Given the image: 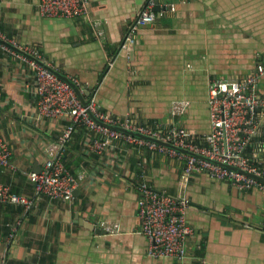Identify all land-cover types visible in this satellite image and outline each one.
<instances>
[{
    "label": "crops",
    "instance_id": "obj_1",
    "mask_svg": "<svg viewBox=\"0 0 264 264\" xmlns=\"http://www.w3.org/2000/svg\"><path fill=\"white\" fill-rule=\"evenodd\" d=\"M157 1L154 23L131 46H124L130 26L148 0H91L89 17L77 20L43 18L39 0H0V32L42 53L86 102L94 97L118 122L130 118L161 130L176 123L206 144L210 82L241 80L264 64V0ZM5 47L0 44V134L18 170H1L0 183L33 205L25 211L0 204V264H264V192H240L207 173L194 175L183 192L194 230L185 260L149 257L139 185L176 195L183 164L122 142L101 158L83 126H76L64 156L83 179L72 201L39 196L28 174L53 157L47 149L69 122L34 123L31 71ZM259 93L264 97V77ZM181 100L190 107L174 117ZM259 118L264 124V111Z\"/></svg>",
    "mask_w": 264,
    "mask_h": 264
},
{
    "label": "built area",
    "instance_id": "obj_2",
    "mask_svg": "<svg viewBox=\"0 0 264 264\" xmlns=\"http://www.w3.org/2000/svg\"><path fill=\"white\" fill-rule=\"evenodd\" d=\"M156 1L148 0L146 8L131 24L124 46L134 45L138 31L154 23ZM37 9L43 18L49 20L86 19L91 11V0H39ZM0 40L14 47L13 50L5 48L31 71L38 96V115L34 123L39 125L45 120L69 122L63 127L59 142L47 149L53 157L45 161L39 173L28 174L39 196L52 201L71 202L74 192L80 187L83 179L73 174L64 162L67 146L78 124L91 133V150L101 158L107 157L116 142H122L183 164L179 182L181 192L176 195L159 192L144 181L139 185L140 232L147 239V254L153 259L183 261L186 258L187 242L194 230L187 219L191 203L183 192L194 175L207 173L211 178L228 182L240 192H264V183L243 174L247 172L264 179V124L259 118L264 111V97L259 93L264 64L241 80L210 82L208 107L211 132L206 144H199L187 129L176 123L161 130L130 118L118 122L100 109L94 97L84 104L73 86L56 74L53 65L38 50L20 45L1 32ZM33 86L26 87H32L33 91ZM189 107L188 100L175 102L173 116H182ZM1 170L17 171L18 166L12 161L8 142L0 134ZM0 204L21 206L29 211L33 202L13 192L9 185L0 183ZM198 264L208 262L201 259Z\"/></svg>",
    "mask_w": 264,
    "mask_h": 264
},
{
    "label": "water",
    "instance_id": "obj_3",
    "mask_svg": "<svg viewBox=\"0 0 264 264\" xmlns=\"http://www.w3.org/2000/svg\"><path fill=\"white\" fill-rule=\"evenodd\" d=\"M159 3L158 1H156V7L154 8V11H159L160 8H159ZM0 44L4 45V46H7L8 48H11V49H15L14 47H12L11 45H9L7 42L5 41H2L0 40ZM56 74L61 78L63 79L64 81L68 82L69 84H71L73 86V88L75 89L76 93L78 94V96L80 97L81 101L86 104L87 102L85 101V99L82 97L81 93H80V90L78 88V86H76L71 80H69L68 78H66L65 76H63L62 74H60L59 72H56ZM127 132V131H126ZM134 135H137L139 136L138 134H134ZM145 139H149L147 137H144ZM183 152H186V151H183ZM234 169V168H233ZM234 170H237L239 171L238 169H234ZM41 171V168H39V170H36L35 172L39 173ZM243 174H245L246 176H249V177H253V178H256L257 180H259L260 182L264 183V179L263 178H257L256 176L254 175H251L247 172H243ZM76 192H74L75 194ZM263 226H264V219H263ZM87 228L89 229H94L95 226L93 225H90V224H87L86 225Z\"/></svg>",
    "mask_w": 264,
    "mask_h": 264
},
{
    "label": "trees",
    "instance_id": "obj_4",
    "mask_svg": "<svg viewBox=\"0 0 264 264\" xmlns=\"http://www.w3.org/2000/svg\"><path fill=\"white\" fill-rule=\"evenodd\" d=\"M78 126H82V125L78 124ZM149 152H150V151H149ZM148 155H149V153H148Z\"/></svg>",
    "mask_w": 264,
    "mask_h": 264
}]
</instances>
